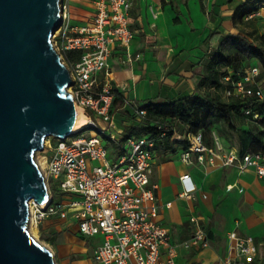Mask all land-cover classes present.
<instances>
[{
  "label": "built area",
  "instance_id": "built-area-1",
  "mask_svg": "<svg viewBox=\"0 0 264 264\" xmlns=\"http://www.w3.org/2000/svg\"><path fill=\"white\" fill-rule=\"evenodd\" d=\"M92 2L94 14L86 25L72 24L69 2L63 0L61 5L62 23L53 37L54 46L70 71L73 82L69 92L86 121L80 131L65 139L56 138L55 142L47 139L43 151L47 154L45 175L49 198L45 205L30 202L29 222L31 209L34 222L57 218L72 223L85 238H101L94 249L97 264H176L177 246L172 243L170 229L159 218L156 189L150 182L157 140L145 135L123 141L115 132L116 116L121 108L114 107V101L127 88L110 81L109 60L114 50L124 49L126 62L133 61L129 52L135 37L129 20L133 0ZM71 51L79 52L80 56L67 59L66 54ZM259 75V68L253 67L225 92L228 99L249 100L244 113L251 123L262 119L253 111L256 102L264 101ZM123 104L122 108H129L138 121L146 119L147 112L142 106L131 100ZM157 128L160 137L172 130L163 123L157 124ZM85 129H96L102 140L116 147L114 162L110 161L108 147L99 137L80 135ZM174 138L188 141L187 149L180 154V160L187 165L196 162L214 167L220 161L223 167L234 166L241 172L253 170L264 179V151L240 155L236 149L226 148L215 132L214 147L207 145L202 132L189 133L186 137L176 134ZM181 180L186 182L182 197H191L196 187L187 184L190 175H183ZM191 222L196 224L195 231L181 246L208 248L209 237L198 219L193 217ZM228 238L227 256L214 264L251 263L258 255L259 248L252 237L242 238L232 232Z\"/></svg>",
  "mask_w": 264,
  "mask_h": 264
},
{
  "label": "crops",
  "instance_id": "crops-1",
  "mask_svg": "<svg viewBox=\"0 0 264 264\" xmlns=\"http://www.w3.org/2000/svg\"><path fill=\"white\" fill-rule=\"evenodd\" d=\"M66 1L72 24L86 25L91 21L92 0ZM254 1L133 0L129 17L135 33L129 48L133 61L126 62L124 49L114 50L109 60L110 81L127 88L121 91L115 105L121 108L116 116L117 137L126 140L145 136L137 135L143 124L129 108H122L125 100L140 106L201 94V61L221 40L240 34L241 27L234 22L235 13ZM250 18L264 19V9ZM175 145L176 154L156 147L150 182L156 189L159 218L170 229L172 243L177 246L176 264H214L227 256L228 236L232 232L242 238L252 237L259 248L256 258L246 264H264V179L253 170L241 172L234 166L223 167L220 161L214 167L196 162L187 165L180 160L183 148ZM230 149L237 150L235 146ZM186 174L191 177L187 184L196 187L191 197H182L186 182L181 177ZM193 217L209 237L210 246L206 249L181 246L195 231ZM70 226L71 230L76 229L72 223ZM100 240L90 242L93 250ZM93 264L97 263L93 260Z\"/></svg>",
  "mask_w": 264,
  "mask_h": 264
},
{
  "label": "water",
  "instance_id": "water-1",
  "mask_svg": "<svg viewBox=\"0 0 264 264\" xmlns=\"http://www.w3.org/2000/svg\"><path fill=\"white\" fill-rule=\"evenodd\" d=\"M63 0H0V264H56L29 234V204L48 201L36 154L73 134L70 71L54 46Z\"/></svg>",
  "mask_w": 264,
  "mask_h": 264
},
{
  "label": "trees",
  "instance_id": "trees-1",
  "mask_svg": "<svg viewBox=\"0 0 264 264\" xmlns=\"http://www.w3.org/2000/svg\"><path fill=\"white\" fill-rule=\"evenodd\" d=\"M262 9L264 0H255L252 5H246L235 13L234 22L240 25L241 32L221 40L201 61L204 67V74L199 83V89L203 90L201 94L172 102H149L142 106L147 112L146 119L142 121L144 134L155 137L159 148L172 150V154H176L178 148L175 144L183 150L187 149L188 145L187 139L176 140V134L186 137L189 133L199 132L204 134L207 145L214 147L215 132L228 149L232 146L230 141L236 138L235 147L240 155L248 151H264V101L256 102L253 106V111L258 112L262 119L258 123H251L244 113L249 106V100L225 97L226 90L232 88L233 83L242 80L253 67L260 70L258 80L264 79V34H260L257 29L249 34L244 32V27L251 25L255 20L250 17ZM79 56V52L73 51L66 54V58L70 60ZM254 60L258 61L259 66L249 67ZM117 99L114 101V107L118 103ZM237 118L246 121L250 127L241 131L236 124ZM160 123L167 124L172 129L165 137H160L157 128ZM137 135L143 134L140 132Z\"/></svg>",
  "mask_w": 264,
  "mask_h": 264
},
{
  "label": "rangeland",
  "instance_id": "rangeland-1",
  "mask_svg": "<svg viewBox=\"0 0 264 264\" xmlns=\"http://www.w3.org/2000/svg\"><path fill=\"white\" fill-rule=\"evenodd\" d=\"M263 21V18L254 20L251 25L244 27V32L249 34L257 29L260 34H264ZM251 66H259L258 61H252L249 67ZM262 89L264 92V79L262 81ZM144 105L145 104H141L140 106ZM236 124L241 131L250 127V125L241 118L236 119ZM139 131L142 134L145 132L144 128L142 127L139 129ZM80 135L86 137L97 136L102 140L100 133L96 129H85V131H83ZM48 139H51L52 142L57 140L55 137H50ZM119 139L122 138L119 137ZM102 141L103 144L108 147V157L110 161L114 162V160L112 161V156L116 152V147L106 139ZM230 144L235 146L236 138H234L233 141H230ZM46 156L47 154L42 150L38 152L35 157L38 162H45V166H43L44 174H46ZM96 164L97 163H95V165ZM34 223L37 236L35 237V240L53 254L56 264H93L94 250L90 242H94L96 238H93L92 240L90 238L82 237V235H80L76 229L71 230L72 228H70L71 226L69 222H60L59 220L48 219L41 223ZM48 237H50V239H48Z\"/></svg>",
  "mask_w": 264,
  "mask_h": 264
},
{
  "label": "bare ground",
  "instance_id": "bare-ground-1",
  "mask_svg": "<svg viewBox=\"0 0 264 264\" xmlns=\"http://www.w3.org/2000/svg\"><path fill=\"white\" fill-rule=\"evenodd\" d=\"M79 111V113H78V117H77V122H76V124H75V126H74V128H73V132H77V131H80L82 128V125L85 123V118L83 117V115H82V113L80 112V110H78ZM46 145H47V141L45 142V144H44V148L46 147ZM35 160H36V158H35ZM36 163H37V165L39 166V168H40V170H41V172H42V174L44 175V177H45V174H44V172H43V166H45V162H43L42 161V163L41 162H38L37 160H36ZM45 180H46V177H45ZM47 202H44V203H42V205H45ZM30 208V207H29ZM30 211H31V220H30V222H29V224H30V227L28 228V231H29V234L33 237V239L35 240V237H37L36 236V231H35V228H34V220H33V218H32V210L30 209Z\"/></svg>",
  "mask_w": 264,
  "mask_h": 264
}]
</instances>
